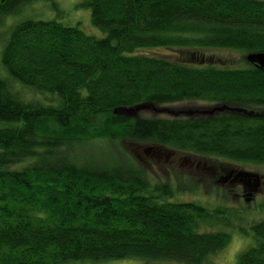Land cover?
<instances>
[{
    "label": "trees",
    "instance_id": "obj_1",
    "mask_svg": "<svg viewBox=\"0 0 264 264\" xmlns=\"http://www.w3.org/2000/svg\"><path fill=\"white\" fill-rule=\"evenodd\" d=\"M34 1L4 0L0 16ZM85 5L104 38L29 19L13 27L2 51L0 264L131 258L209 264L231 239L207 231L226 219L220 209L171 201L176 191L168 183L152 184L117 148L149 143L264 166V69L250 58L264 55V1ZM153 48L238 51L247 64L220 68L191 63L193 53L182 59L141 53ZM194 101L241 112L178 118L115 112ZM241 230L254 244L235 264H264V218Z\"/></svg>",
    "mask_w": 264,
    "mask_h": 264
},
{
    "label": "rangeland",
    "instance_id": "obj_2",
    "mask_svg": "<svg viewBox=\"0 0 264 264\" xmlns=\"http://www.w3.org/2000/svg\"><path fill=\"white\" fill-rule=\"evenodd\" d=\"M87 1L37 0L28 3L22 9L20 8V12L15 15L0 16V74H6L1 63V56L9 33L16 24L22 21L29 19L35 21L56 20L66 25L79 26L88 35L104 38L106 34L95 27L92 22L91 9L85 5ZM141 53L169 56L176 59H182L185 54L191 55L193 53L190 59L191 63L220 68H244L247 64L240 52L219 49L183 52L172 48H153L142 50ZM181 53L183 54L181 55ZM23 92H25L26 97L33 96V93L29 90L23 89ZM154 108L163 112L148 109L135 113L123 112L122 115L128 118H134L138 115L141 117L160 116L164 118L192 117L202 114L187 115L184 111H208L213 109L214 106L205 102L194 101L164 107L154 106ZM226 111L229 110L226 109L223 112ZM120 147L117 148L118 154L122 152L128 155L145 171L152 184L168 183L176 191L171 201L196 202L212 210L220 209L217 214L226 217V219L220 220L217 224H212L214 227L207 226L210 227L207 231L226 232L230 234L231 239L223 250L209 258V264H235L238 257L254 244L253 237L241 229L248 232L253 222L264 218V208L260 207L264 203V166L238 163L224 158H210L182 153L149 143L125 142ZM122 160L125 159L122 158ZM238 173H245L250 176L245 177V182L251 180L254 184L258 179L259 186L252 190L247 186L245 188L242 179L238 178L237 180V178H234V175ZM224 208L230 209V213L227 214L223 210ZM145 262L144 259L131 258L101 263L86 262L83 264H144ZM154 264L164 263L155 262Z\"/></svg>",
    "mask_w": 264,
    "mask_h": 264
},
{
    "label": "water",
    "instance_id": "obj_3",
    "mask_svg": "<svg viewBox=\"0 0 264 264\" xmlns=\"http://www.w3.org/2000/svg\"><path fill=\"white\" fill-rule=\"evenodd\" d=\"M2 1H4V0H2ZM250 58L259 68L264 69V55H253ZM148 109L155 110V112H163L162 110H157L156 108H154L153 105H148V104L140 105V106H137L135 108H130V109L120 108V109H117L115 112L117 114H123V112H128V113L134 112L135 113V112H138L140 110H148ZM226 109L229 111L241 112V109H230L229 107H225V106H216L213 109H209L208 111H194V112L184 111V112L187 115H194V114L213 115V114L218 113V112H223Z\"/></svg>",
    "mask_w": 264,
    "mask_h": 264
},
{
    "label": "flooded vegetation",
    "instance_id": "obj_4",
    "mask_svg": "<svg viewBox=\"0 0 264 264\" xmlns=\"http://www.w3.org/2000/svg\"><path fill=\"white\" fill-rule=\"evenodd\" d=\"M0 2H2V0H0ZM235 177V179L237 178V180H238V178H240V179H242L241 181H244V179H245V177H248L249 175L248 174H245V173H238V174H236V175H234ZM250 177V176H249ZM244 186H245V188H246V186H247V188H250V190H252L253 188H255V187H258L259 186V181H258V179L256 180V183H254V184H252V182H251V180H247L246 182L244 181Z\"/></svg>",
    "mask_w": 264,
    "mask_h": 264
}]
</instances>
